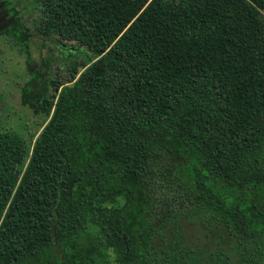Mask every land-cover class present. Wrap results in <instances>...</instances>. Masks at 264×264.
I'll use <instances>...</instances> for the list:
<instances>
[{
    "label": "trees",
    "instance_id": "trees-1",
    "mask_svg": "<svg viewBox=\"0 0 264 264\" xmlns=\"http://www.w3.org/2000/svg\"><path fill=\"white\" fill-rule=\"evenodd\" d=\"M31 1L0 17L68 74L23 86L38 134L0 131V264H264V0ZM91 224L103 252L62 261Z\"/></svg>",
    "mask_w": 264,
    "mask_h": 264
},
{
    "label": "rangeland",
    "instance_id": "rangeland-1",
    "mask_svg": "<svg viewBox=\"0 0 264 264\" xmlns=\"http://www.w3.org/2000/svg\"><path fill=\"white\" fill-rule=\"evenodd\" d=\"M6 0L0 2V6L5 5ZM12 5L20 10L26 25L32 26L31 21L35 14L34 4L31 0H10ZM264 17V9H262ZM13 18L9 15L0 17V131L13 130L29 138L33 133L40 131V126L44 121L43 113L34 112L28 103L23 101V86L34 78L38 69H44V62L50 60L52 66L58 69L61 77H66L68 72L64 70V65L68 62L65 53H62L61 41L55 37H43L34 32L26 45L17 43L15 29L11 28ZM11 28V29H10ZM14 29V30H13ZM36 134V136H37ZM35 136V137H36ZM35 138L33 139L34 142ZM124 202L123 198H118L114 205ZM194 232L199 233L194 228ZM103 252L97 241V228L91 224L90 227L80 235L74 242V246L65 245L60 249L58 257L62 261L67 260V256L73 255L79 259L81 254H91L92 258H97ZM111 264H114V253L111 249L106 251ZM85 259V258H84ZM86 258L85 260H87ZM91 264V260H88Z\"/></svg>",
    "mask_w": 264,
    "mask_h": 264
}]
</instances>
